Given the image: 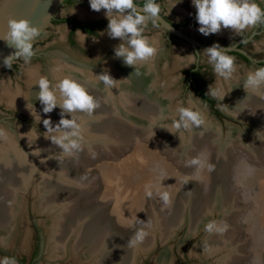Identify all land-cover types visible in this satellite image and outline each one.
Listing matches in <instances>:
<instances>
[{"label": "rangeland", "instance_id": "obj_1", "mask_svg": "<svg viewBox=\"0 0 264 264\" xmlns=\"http://www.w3.org/2000/svg\"><path fill=\"white\" fill-rule=\"evenodd\" d=\"M175 2L176 0H160L157 3L161 7L160 13L169 21L179 25L186 34L207 44L232 45L257 31L258 33L248 41L241 42L240 48L257 59L264 58V22L258 29L251 27L239 34L222 28L219 33L204 36L198 31L196 9L191 1L178 0L172 6ZM255 2L264 6V0H255ZM81 8L92 14L89 16L100 14L98 18L104 19L106 25L99 30L96 36H86L84 41L76 32L74 37L78 46L69 47L65 42L69 26L67 23L59 22L58 18H77V15L79 16L77 10ZM184 20L188 21L187 26L180 25ZM107 25L105 10L101 9L98 12L92 10L89 0H75L72 5L62 4L55 17L34 40L36 48L44 50L45 58L40 60L32 57L29 63H25L22 58L13 61L11 68L4 67L0 71V88H6L9 91L20 89L26 92L25 83L30 69L37 72L38 78L39 75L47 76L55 83L58 80L53 78L52 69L57 64L69 62L68 64L87 67L86 69L92 71L94 75L109 74L115 80L112 89L117 90V79L120 80L122 77L116 68H112V65L119 63L121 58L115 62L112 61L115 55L112 48L117 47L122 41L119 38L113 39L108 36ZM144 35L157 48L154 62L158 80L155 84L161 86L158 89L167 91L165 97L154 88L156 86L150 85L149 87L146 83L144 89L147 90L146 88L149 87L155 89L153 91L156 93L159 91V97L157 98L154 92L149 90L153 92V95L148 102L136 103L140 111L136 110L133 104L129 105V101L126 102L124 98V103L128 105L123 107L124 103L120 104L119 101L118 107L122 109L120 113L110 109L108 113L96 111L87 118L83 113L78 114L80 118H85L81 119L82 122L89 121L86 122L89 126L83 127V132H85L83 137L88 138L92 135V138L83 139L82 145L85 146L76 156L67 157L61 151L62 156L57 153L51 158L56 157L66 161L88 158L94 161V164L91 168H87L89 175L79 176L80 179H77L79 184L72 183L66 186V180L62 184L74 191L79 189L80 195L94 192L91 201L98 202L96 199L101 197L100 194L106 197V178L104 177V186L102 184L98 186L97 181L98 171L103 167L102 170L110 176L107 178L115 184L110 190L114 193L112 198L119 197L122 211L129 216L126 221L131 227H127L124 236L127 244L135 230L142 226L139 223L133 226L137 219L150 221L152 224V227L148 229L149 235L143 242L144 244L139 245L140 248L137 247L141 255L137 259L138 264H160L158 260L164 255L168 257L167 263L169 264L170 254L171 264H174L176 260H181L179 264H239L240 262L241 264H249V262L250 264H264V162L261 163L262 155H264V117L247 112L249 119L257 121L253 124L249 122V119L239 118V116H235L236 119H229L224 113H226V107L235 100L233 95L230 97L231 94L225 95L222 100L214 97V108H209L205 103L198 104L197 96L186 83L188 78L186 72L195 65V63L189 64L192 56L197 58L201 66V75L208 91L209 87L225 89L223 86L227 80L217 77L202 50L195 52L191 46L177 38L169 40L165 32L154 21L148 22ZM96 43H105L109 48H105L99 55L91 47ZM229 55L235 57L237 66L236 72L228 81H231V85L235 83V76L243 77L249 71L261 67L245 61L236 54L230 53ZM108 59H111L113 64L107 62ZM110 64L112 65L109 66ZM6 100V97L0 93V129L13 136L17 144L16 148L20 147L19 150L23 151V147L26 146L20 141L22 133L36 134L37 132L39 139L44 140L46 129L42 123L43 118L39 115V120L34 112L22 110ZM178 106L195 107L205 116V124L209 120L217 121L219 131L216 127L206 124L205 128L211 126L205 130L206 136L203 132H197L198 134L195 132V136L193 129L173 134L164 128L171 125V119L161 122L163 127L153 126L152 129L153 122L162 114L173 117ZM142 107L151 108L152 113L150 109V113H142ZM207 107L210 110L206 112ZM213 115L218 120L212 119ZM225 122L229 123L226 125ZM96 123L104 124L98 128ZM55 124L53 122V125ZM87 126L88 128L84 129ZM231 129L240 132L238 136L240 142L237 140L236 133H230ZM151 135L153 136L149 139ZM2 140L3 138H0V145L3 144ZM27 152H30L34 159L39 158L32 154L33 151L27 149ZM198 155L206 158L208 163L214 165V169H220V171L216 170V176L213 174L207 176L205 173L208 171L207 167L197 173L193 167L186 166L187 160ZM39 159H37L38 162ZM161 172L167 177L161 181L162 185L159 184ZM35 184L36 182L32 180L29 189L22 192L24 209L18 236L12 248L0 249V259L12 257L17 264L19 258H28L36 245L35 264H89L88 261L78 259L79 257L68 256L56 261L47 259L46 237L43 235L44 227L40 224L46 216L34 211L32 207L35 199L33 193ZM148 184L157 185L160 191H168L172 200L171 204L165 206L155 190L153 197L148 198L145 192V186ZM69 201L72 202L73 198L63 197L58 203L65 211H68V204L72 205ZM110 202L111 198L106 197L104 201L93 203L90 208L96 207L99 210L103 207L107 208ZM212 220L226 223L227 230L223 234L207 233L205 224ZM191 224L196 225L193 227ZM206 241L213 242L208 246L211 248L208 251H204ZM149 245H151L150 250H145ZM158 254L160 255L157 256Z\"/></svg>", "mask_w": 264, "mask_h": 264}, {"label": "bare ground", "instance_id": "obj_2", "mask_svg": "<svg viewBox=\"0 0 264 264\" xmlns=\"http://www.w3.org/2000/svg\"><path fill=\"white\" fill-rule=\"evenodd\" d=\"M190 1L192 4V0ZM77 14H79V16L81 17L92 15L90 12L82 8L77 10ZM225 30H227L228 32L233 31L231 29ZM106 46L107 45L105 43H96L91 45L93 51L95 53H99V55L105 50V48H109V46ZM112 49L114 50L115 48ZM112 58H114L112 60L113 62L118 60L115 55ZM111 59H108L107 62L112 63L110 61ZM154 60L155 57L152 60L143 64H138L135 67L126 65L123 62L122 58L119 59V63H112L113 65L110 64L109 66L112 65V68H116V70L122 77L120 80L117 79V90L106 87L104 83L99 80V75L101 74L94 75L92 71L86 69L87 67L84 68L83 65L81 67L79 65L77 66L68 64L69 62L63 64L60 63L57 65L61 67V71L53 72V69L57 66L56 65L52 69L51 73L56 81L59 80V78H61L62 76L71 75L73 78L84 84L89 90L90 94H92L100 103V106L94 112L97 111L108 113L110 109H113L117 113H120L122 109L118 107V102L120 101V104H122V102L124 103V98L126 102L129 101V105L133 104L132 106L136 110L140 111L136 103L145 101L148 102V100L152 97L153 92L157 98L159 97V91L161 92V94H164V97L167 92L164 89H158V87L161 86L155 84V81L158 80V72L155 68ZM37 79V72L35 73L34 69H30L28 70V77L25 83L27 88L26 92L21 91L20 89L16 91H9L6 88H0V93L6 97V101H8L9 104L25 111H30L27 107H30L32 104L36 110V113L40 115L41 118L44 119L50 117L52 122L58 123L60 119L59 107L55 108L49 114H44L42 112V105L36 98V92L39 90L38 86L35 85ZM234 79L235 83L233 85L230 84L231 81L228 82L229 80H227L225 82L226 84L223 86V88H225L223 90L227 91L225 95L231 94L230 97H232L233 95L235 98V100L231 103L232 105L229 104V106L226 107L225 111L233 115L234 117L239 116V118L241 117L243 119H249L247 112L255 116L259 114L263 118L264 90H262L260 93H253L252 91L246 92L243 87L246 75L243 77L235 76ZM146 83H148L149 87L150 85H153V87L156 86L154 88L156 90L158 89L159 91L156 93L155 91H153L155 89H153L152 87V89H150L149 87H145L147 89L145 90L144 86H146ZM149 90H152L153 92L151 93V91ZM128 104L124 103L123 107L127 106ZM149 109L152 113V109L149 107H142L141 112L150 113ZM84 117L87 118L88 115L84 114ZM86 122L89 121H85V123ZM249 122H252L253 124L257 121H253L250 118ZM85 123L82 122L83 127L89 124ZM101 124L104 123H96V126L100 128L102 127ZM206 124L216 127V129H218L219 131V126L216 121L214 122L212 120H209V122H206ZM206 124L205 126L194 128V135L196 136L195 132L204 133L206 129L211 127L207 126L208 128H205ZM88 126L84 129H87ZM230 128L231 126L229 127V129ZM233 132L234 134L236 133L237 137L239 136L240 132L238 133L237 130L233 131L231 129L230 133L232 134ZM203 133L201 134L202 136ZM84 135L85 134H83V136ZM34 136L35 133L32 132L21 134L20 141L26 144V146L23 147L24 149H26V151L24 149L23 151L19 150L20 147L17 149V144H15L16 141L14 140L13 136L9 135L8 133H6V138H3V142H1L3 144L0 145V249L9 247L12 248V246L15 244L16 238L18 236L20 222L22 219V210L24 209L23 193L27 189H29L28 187L31 184V181L34 180L36 182L33 192L35 195V199L33 201L32 207L34 211L43 213L46 216L40 221V224L44 227V229L40 224L39 225L43 229V235H45L46 237L45 249L47 252V259L49 261L62 260L70 256L73 258L79 257L78 259L81 258V260L83 259L84 261H88L89 264H138L137 259L141 256L139 255L138 250L141 246H138L139 248L129 247L125 240L126 237L124 236L126 235L125 233L127 231V227H131L128 226V223L126 221L128 215L127 213L122 211V205L120 206L121 201L119 200V197L115 196V198H112L114 193H111L110 190L113 185L115 186V184H113L114 182L107 178H110V176L102 170L103 167H101V169L99 168L100 170L98 169V180H95L99 182L98 186H101V184L102 186H104V177L106 178L105 195L107 198H111V202L109 203V206L107 208L103 207L104 210L103 208H100V210H102L100 211L96 207H90L93 205V203L95 204L104 201L106 197L103 194H100L101 197L99 196V199H96V201L98 202H92L91 196L95 194L94 192L80 195L78 193L80 191L79 189L78 191H74V189L66 187L67 184H79L80 182L77 180L80 179L79 176L83 177L85 175H89L87 168H91V166H93L94 164V161H92L91 159L89 160L88 158L74 159L69 161H66L64 159L59 160L56 157V159L51 158V156H56L57 153H60V155L62 156L61 150L58 148V146L54 145L49 139H46L45 137L44 140H40L38 137L33 143ZM89 137V139L86 137H84V139L90 140L92 138V135ZM237 140L239 141V137ZM30 144L32 145L30 146ZM83 146L85 145H82V147ZM37 147L44 149V151H42L39 156L40 159H34V157L31 156L30 152H27V149L28 151L32 152ZM262 158L263 159L261 160V163L264 162V155H262ZM37 159H39V162L37 161ZM216 170L220 171V169L215 168L213 171H206L205 173L207 176H211V174L216 176ZM64 180H66V186L62 184ZM82 189L83 188H81V190ZM97 191L100 190L97 189ZM63 197L73 198L72 202L69 201L70 203H72V205L67 203L69 206V208L67 207L69 209L68 211H65L64 208L61 207L58 203V201L61 202V198ZM191 225L194 227L196 224ZM188 229L190 230V228ZM25 240L27 241L26 238ZM211 244H213V242L206 241L204 244V251L210 250L211 248H209L208 246ZM149 248H151V245L145 248V250ZM191 252L193 251L191 250ZM159 255L160 254H158L157 256ZM233 255L235 257V254ZM233 255L231 256L233 257ZM169 257V264H171V254ZM236 257L239 258V256L237 255ZM158 261L160 264H168L167 262L169 260L168 257L164 255L161 256ZM250 263L251 262H249V264ZM239 264H241V262Z\"/></svg>", "mask_w": 264, "mask_h": 264}, {"label": "clouds", "instance_id": "obj_3", "mask_svg": "<svg viewBox=\"0 0 264 264\" xmlns=\"http://www.w3.org/2000/svg\"><path fill=\"white\" fill-rule=\"evenodd\" d=\"M36 2L38 0H33V3ZM177 2L178 0L172 6ZM89 4L94 11L105 10V16L108 19V36L113 39L119 38L122 41L114 49L117 58H122L126 65L135 67L155 57L157 48L144 35V31L149 21H157V17H160L161 7L156 0H145L142 7L137 5L135 0H89ZM192 4L196 9V21L199 24L198 31L204 36L219 33L222 28L231 29L236 34H239L258 23L264 22V9L255 0H192ZM6 27L7 31L3 36H0V39L6 41L8 46L14 47L16 51L3 58L4 66L11 68L13 61L20 58L25 63H29L34 55L33 42L40 35L41 28L33 24L25 16L19 18L9 16L6 21ZM77 33L84 41L86 38L85 34L80 33L78 30ZM228 51V48H223L218 43H213L203 51L215 74L222 80L231 79L237 70L235 57L229 55ZM191 63L198 65L195 56L191 57L189 64ZM60 71L61 67L59 65L53 69V72ZM99 80L108 88L114 86L115 80L107 73L99 75ZM35 85L39 89L36 92V98L42 105L44 114L51 113L57 107L60 109V119L55 125H53L50 117L43 119L42 123L46 129L45 138L58 146L64 156H76L82 150L84 139L83 126L78 114L83 113L91 116L100 106L99 101L90 94L84 84L71 75L62 76L55 83L50 81L47 76H40L36 80ZM243 87L246 92L260 93L264 90V66L249 71ZM208 92L218 100H222L227 91L222 88L209 87ZM27 108L32 113L35 112L40 120V116L36 113L32 104ZM168 119H171L172 123L169 127L164 128L173 134H177L182 130L191 131L205 124V117L199 110L190 106H178L173 117L170 118L162 114L153 122L152 129L153 126L163 127L161 122ZM0 138H6V133L3 129H0ZM37 138L38 134L36 132L33 143ZM42 151L44 149L37 147L32 154L40 156ZM186 166L193 167L197 173L205 167H207L209 172L214 170V165L208 163L202 155L187 160ZM165 178L167 177L161 172L160 185H162L161 181ZM154 190L165 206L171 204L170 193L166 190L160 191L155 184L145 186L146 196L148 198L153 197ZM135 223H139L142 226L135 230L134 235L128 241V246L132 248L138 247L145 241L149 235L148 229L152 227L150 221L146 222L137 219L133 226H135ZM227 228L228 225L226 223H220L216 220L205 224L207 233L223 234ZM0 264H16V260L12 257H4L0 259Z\"/></svg>", "mask_w": 264, "mask_h": 264}, {"label": "water", "instance_id": "obj_4", "mask_svg": "<svg viewBox=\"0 0 264 264\" xmlns=\"http://www.w3.org/2000/svg\"><path fill=\"white\" fill-rule=\"evenodd\" d=\"M63 1L64 0H38V2L33 3V0H0V36H3V34L7 31L6 21L9 16H15L17 18L25 16L30 19L33 24L40 27L42 32L45 27L51 22V20L55 17V14L59 7L62 5ZM139 6L142 7L143 5ZM157 19L158 20L155 22L159 24V27L163 31L185 42L186 44L191 46L195 52H197L198 49L204 51L207 47H210L212 45L203 43L195 37L186 34L182 29L175 27L172 23L166 20L161 14L160 17H157ZM79 32L81 33V31ZM256 33L258 32L254 31L246 39H240L232 45H219L223 48H228V52H237L253 64H258L259 62L264 60V58L257 59L238 46L241 42L248 41ZM15 51L16 49L14 47H9L6 41L0 39V71L5 67L3 64V58ZM192 94L190 95L192 96ZM196 101L198 104H203V102L198 97ZM208 109L209 108L207 107L205 111L207 112ZM224 115L227 116L229 119H236L233 115L227 112L224 113ZM212 119L218 120L214 115ZM227 123L229 122H225L226 125ZM41 244L43 245V243Z\"/></svg>", "mask_w": 264, "mask_h": 264}, {"label": "flooded vegetation", "instance_id": "obj_5", "mask_svg": "<svg viewBox=\"0 0 264 264\" xmlns=\"http://www.w3.org/2000/svg\"><path fill=\"white\" fill-rule=\"evenodd\" d=\"M160 0H156V2H159ZM75 3V0H64L62 4H67V5H72ZM136 3V2H135ZM138 4V3H137ZM140 5V4H139ZM259 6L261 8H264V6L262 4H259ZM161 14V13H160ZM100 15V14H99ZM99 15H95V16H86V17H81V16H78L77 15V18L76 17H62V18H70L72 19L73 21H67V22H63L61 21L62 18H58L59 22H63V23H67L69 28H68V32L66 33V39H65V42L66 44L69 46V47H74V46H78L77 45V42L75 40V37L74 35L76 34L77 30L78 31H81V33H84L85 36H96L99 32V30H101L105 25H106V21L104 19H101V18H98ZM162 15V14H161ZM166 20H168L164 15H162ZM169 21V20H168ZM74 22H77L79 23L80 25H84V24H87V25H90V30L94 31L95 34H89L86 29H82L81 27L79 26H76L74 25ZM155 22V21H154ZM170 23H172L173 25H177L171 21H169ZM184 22H187V23H184ZM98 23V24H97ZM158 26L159 24L157 22H155ZM263 22L261 23H258L257 25L254 26V29H258L261 27ZM181 26H187L188 25V21L187 20H184L181 22L180 24ZM177 28H180L179 25H177ZM165 32V31H164ZM165 34L167 35V37L169 38V40H172V39H175V37L171 34H167L165 32ZM37 39V38H36ZM199 40V39H198ZM200 41V40H199ZM204 43V42H203ZM207 44V43H206ZM242 43L239 44L238 46L241 47ZM33 50H34V55L32 57H35V58H38L40 60H43L45 58V52H43L44 50H39L36 48L35 46V42L33 43ZM199 50V49H198ZM234 54V53H233ZM237 55V54H236ZM245 60V59H244ZM245 61H248V60H245ZM264 61V60H262ZM261 61V62H262ZM259 62L258 65L259 66H262ZM198 67H200V71H201V66H199V64H195L193 65L190 69H188L189 71H192V70H195L197 69ZM189 76V74L187 75V77ZM200 76H201V82L203 85H204V89L207 93V96L210 98V99H213L214 100V97L212 95L209 94L208 92V89L205 87V84H204V80H203V77L201 75V72H200ZM187 85L192 88V91L194 92L195 94V87L193 86V84L191 83H188L186 82ZM196 95V94H195ZM198 97V96H197ZM199 98V97H198ZM200 99V98H199ZM203 103H205L207 106H209L210 108V105L206 102H204L202 99H200ZM215 104V102H214ZM215 105H213L211 108H214ZM36 249H37V246L34 245L33 247V250L32 252L30 253L29 257L26 258V257H21L19 258V260L17 261V264H35V261H34V258H35V254H36ZM181 262V260H176L174 262V264H179Z\"/></svg>", "mask_w": 264, "mask_h": 264}, {"label": "trees", "instance_id": "obj_6", "mask_svg": "<svg viewBox=\"0 0 264 264\" xmlns=\"http://www.w3.org/2000/svg\"><path fill=\"white\" fill-rule=\"evenodd\" d=\"M136 3L140 4V5H143L145 3V0H135ZM264 9V8H262ZM61 21L63 22H67V21H73L72 19L70 18H62ZM184 23H187V22H184ZM98 24V23H97ZM74 25L75 27L76 26H79L81 27L82 29H86L87 31H89L88 33L89 34H95L94 31L90 30V25H87V24H84V25H80L79 23L77 22H74ZM175 27H177V25H174ZM230 53H234V54H237L238 56H240L241 58L247 60L244 56H242L241 54L237 53V52H228V54ZM262 66H264V61H262L260 63ZM200 67H198L197 69L195 70H192V71H189L187 70V75L189 74L188 78L186 79V81L188 83H191L193 84V86L195 87L194 91H195V94L196 96H198L200 99H202L204 102L208 103L210 105V107H212L214 105V100L213 99H210L208 96H207V93L204 89V85L201 82V76H200Z\"/></svg>", "mask_w": 264, "mask_h": 264}]
</instances>
